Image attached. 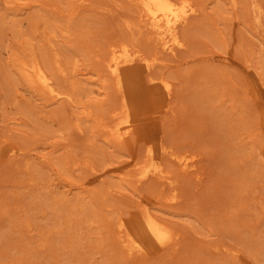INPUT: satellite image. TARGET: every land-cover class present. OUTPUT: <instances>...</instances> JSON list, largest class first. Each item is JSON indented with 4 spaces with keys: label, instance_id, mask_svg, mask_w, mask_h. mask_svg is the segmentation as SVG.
I'll return each mask as SVG.
<instances>
[{
    "label": "rangeland",
    "instance_id": "374dc122",
    "mask_svg": "<svg viewBox=\"0 0 264 264\" xmlns=\"http://www.w3.org/2000/svg\"><path fill=\"white\" fill-rule=\"evenodd\" d=\"M188 1L171 53L140 0H0V133L17 148L0 164V264H264V0ZM126 43L171 91L118 141L106 61ZM31 56L60 96L20 74ZM150 135L168 178L141 176ZM144 209L174 239L129 254L117 224Z\"/></svg>",
    "mask_w": 264,
    "mask_h": 264
},
{
    "label": "bare ground",
    "instance_id": "6f19581e",
    "mask_svg": "<svg viewBox=\"0 0 264 264\" xmlns=\"http://www.w3.org/2000/svg\"><path fill=\"white\" fill-rule=\"evenodd\" d=\"M140 2L145 23L154 29L155 35L162 41L163 49L171 53L175 52L177 48L183 45L178 31L179 27L185 25L196 11L192 5L193 3L188 0H140ZM257 14L255 15L256 28L260 22ZM127 44L120 46L118 44V47L112 44L113 47L109 49V57L106 61L109 72L116 79V89L120 95L118 106L112 109V118L116 123L111 129V135L118 141L126 139L134 130L148 129L149 131L156 113V100L162 101L164 103L163 107H167L171 91L170 82L167 83L162 80L159 83H154L148 78L149 63L139 62V55L136 51L131 50V46L129 47ZM56 56L54 61L58 63V56ZM17 62L21 72L19 73L26 78L25 80L29 82L28 85H32V87L37 88V90L49 95L51 98H57L61 95L62 92L57 91L52 77L35 56H31L28 61L19 60ZM56 65L58 68L60 67L58 64ZM257 90L259 91V89ZM11 141L0 133V164L17 155V148L13 146V141ZM160 155L159 140L157 137L150 135L146 149V160L140 167L142 177L153 175L158 178H168L167 175H164ZM176 159L183 173L195 172L193 169L195 162L192 157L185 156ZM74 162L76 161L74 160ZM161 180L163 181V179ZM169 200L171 199L169 198ZM144 211L145 213L142 216L132 222L122 218L118 221V237L121 245L129 254L156 253L174 239L175 233L173 234L159 218H156L157 216H154L153 213L150 214L151 212H146L145 209Z\"/></svg>",
    "mask_w": 264,
    "mask_h": 264
}]
</instances>
